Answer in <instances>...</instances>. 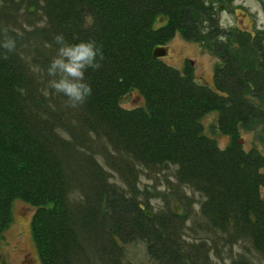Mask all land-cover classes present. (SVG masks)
<instances>
[{
	"label": "trees",
	"instance_id": "obj_1",
	"mask_svg": "<svg viewBox=\"0 0 264 264\" xmlns=\"http://www.w3.org/2000/svg\"><path fill=\"white\" fill-rule=\"evenodd\" d=\"M212 7L0 0V27L17 42L7 59L0 55V234L21 199L35 208L42 264H134L126 246L138 242L153 264H264V157L236 138L239 124L264 123L256 101L264 97V66H241ZM162 14L167 24L156 28ZM177 29L217 47L223 63L214 88L188 65L182 72L153 55ZM57 34L73 44L94 40L105 57L86 71L92 94L77 108L51 89L43 94ZM235 40L248 45L242 34ZM136 90L143 105L119 104ZM211 110L232 136L225 148L204 132ZM142 175L156 183L141 187ZM159 194L163 204L155 205Z\"/></svg>",
	"mask_w": 264,
	"mask_h": 264
},
{
	"label": "rangeland",
	"instance_id": "obj_2",
	"mask_svg": "<svg viewBox=\"0 0 264 264\" xmlns=\"http://www.w3.org/2000/svg\"><path fill=\"white\" fill-rule=\"evenodd\" d=\"M204 1L207 5L213 6L212 13L219 25L230 31L232 38L225 36L227 47L239 59L241 66L244 69L259 67L260 63L264 66V0ZM168 19L164 14L157 16L155 27L166 25ZM237 33L248 38V45L244 40L241 42L235 40ZM160 47L167 49V54L159 57L163 62L182 72H185L184 69L188 65V71L192 72L200 83L214 88L215 69L223 62L217 53V47L214 49L212 46V41L201 43L187 40L177 29L175 35ZM256 101L261 107L264 106V97L257 98ZM144 103V97L136 90L131 101L124 106L133 108ZM219 118L220 112L211 110L202 117L201 122L205 134L216 139L221 148H225L232 143V136L222 132ZM236 138L242 139L245 150L256 149L264 157V123L252 124L248 129L239 124ZM141 179V187L145 184L153 186L156 183L154 178L150 179L146 175H142ZM165 186L166 184L162 183L159 188L163 189ZM261 193L264 197V187ZM151 201L159 205L163 204L164 198L161 194L152 195ZM34 210L33 205L21 199L14 201L11 223L0 234V264H42L31 230ZM126 255L134 264H153L146 246L141 242L127 245Z\"/></svg>",
	"mask_w": 264,
	"mask_h": 264
},
{
	"label": "clouds",
	"instance_id": "obj_3",
	"mask_svg": "<svg viewBox=\"0 0 264 264\" xmlns=\"http://www.w3.org/2000/svg\"><path fill=\"white\" fill-rule=\"evenodd\" d=\"M54 42L57 45L56 54L46 69L49 79L43 94L47 96L48 89H51L66 97V106L77 108L92 94L91 86L85 82V73L90 68L102 67L105 59L102 46H97L94 40L69 43L63 34H57ZM16 43V39L9 35L8 27H0V49L3 50L0 55L4 59L16 50Z\"/></svg>",
	"mask_w": 264,
	"mask_h": 264
},
{
	"label": "water",
	"instance_id": "obj_4",
	"mask_svg": "<svg viewBox=\"0 0 264 264\" xmlns=\"http://www.w3.org/2000/svg\"><path fill=\"white\" fill-rule=\"evenodd\" d=\"M167 54V49L164 48V47H156L154 50H153V55L155 57H160V56H164ZM133 97V92H130L128 93L127 95H124L122 97L119 98V104H125V103H128L131 101ZM240 142L242 143V139H240Z\"/></svg>",
	"mask_w": 264,
	"mask_h": 264
}]
</instances>
